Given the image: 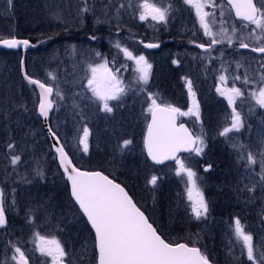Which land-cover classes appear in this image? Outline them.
Wrapping results in <instances>:
<instances>
[{"label":"rangeland","instance_id":"obj_1","mask_svg":"<svg viewBox=\"0 0 264 264\" xmlns=\"http://www.w3.org/2000/svg\"><path fill=\"white\" fill-rule=\"evenodd\" d=\"M29 1L34 6L31 5L27 12L31 20L33 18L32 22L36 23L26 21L31 26L47 21L57 35L38 49L26 51V71L31 77L53 87L54 109L50 115V127L59 136L69 155L80 164L87 165L90 154L95 153L101 160L92 161L93 166L101 164L115 177L126 179L127 175H131L136 179L134 169L145 166L144 158L147 160L143 150V135L149 117L147 109L151 104L149 94L156 98L157 103L181 108L182 113H189L190 108L195 110L198 105L199 119L191 113L181 115V119L195 135H202L203 151L200 155L191 152L179 159L196 173L197 186L208 204V213L199 219L192 213V202L187 193V176L184 173L177 175L175 161L165 164L167 166L162 170L157 169L152 174L149 172L148 176L146 172L142 173V177L146 176L139 187L137 180V184L131 181L128 184L140 192L139 197L146 210L151 212L162 231L172 239L186 243L185 237L192 239L194 246H202L208 251L214 264H251L246 249L236 242L234 221L240 220L245 231L253 235L255 244H264V186L260 184L259 175V154L264 151V108L259 107L249 95L258 85H245L242 79L234 80V77H243L247 71L249 76L256 73L258 79L257 70L264 63V54L255 55L239 50V39H234L231 47L223 43L214 45L209 51H199L196 45L209 44L211 37L205 36L195 10L188 5L186 20L181 17L178 0H162L165 5L169 2L172 5L166 24L151 21L150 18L140 21L138 14L127 8V0H116L113 9H108L107 16L104 15V5L108 0H89L94 10L85 14L82 21L78 15L79 9L83 7L81 0H45L46 4L42 0ZM121 2L125 3V8L117 13L116 8ZM136 2L133 0L134 4ZM261 2L264 0H256L258 4ZM216 3L224 5L229 29L234 24L238 35L245 38L244 42L256 46L255 39L249 38L250 28L254 25L244 29L242 22L233 18L224 0H216ZM11 5L8 4L10 10ZM205 11L212 12L213 9L206 7ZM220 11L219 7L215 9L217 23L210 24L213 31L219 30ZM7 14V0H0V38L18 37L6 35L12 31L14 23L10 22ZM98 18L101 21L99 23ZM206 19L211 21L210 17ZM115 30H121V33L116 34ZM162 35L177 36L186 41L160 39L162 49L156 52L145 50L138 42H157ZM91 36L97 39L92 40ZM117 42L135 56L144 55L152 65L146 84L138 81L137 65L133 60H127L114 46ZM10 53L0 57V84L4 83L0 86V188L6 193V205H10L15 197V207L6 211L7 227L0 228V264H15L12 260L13 245L21 248L30 264H52V258L36 248L34 233L58 239L68 253L65 257L67 264H70L68 261L71 264H96L97 255L92 251L94 235L72 200L70 202L61 193L65 181L58 166L57 169L50 167L56 159L49 142L41 150L39 159L35 158L30 149L25 148L24 142H17L18 132L25 137L35 133L29 127L35 125L31 107L36 112L38 95L20 80V72L18 75L23 57L22 48L12 52L14 61L6 57ZM97 53L100 55L97 56ZM105 60L126 88L120 100L108 102L113 107L111 113L101 110L100 102L87 88V79L91 76L89 65H98ZM173 60L178 63L173 64ZM237 63L241 67L237 68ZM222 74L227 77L226 82L219 80ZM189 80L192 82L194 97L189 95ZM218 85L222 89L235 85L242 89L244 95L237 98L236 103L230 107L225 96L217 92ZM57 90L63 99L56 96ZM24 91L28 97L25 103L22 101ZM233 107L240 113L243 126L239 132H231L227 137L220 136L219 133L225 127L231 126ZM123 116L130 124L129 134L125 128L120 130L119 134L127 138L122 140V147L117 150L115 136L116 131L118 133L122 127L119 120ZM85 126L89 129L87 153L79 144V136L83 134ZM246 128L249 134L245 132ZM125 140L131 141L126 147L123 146ZM9 144L13 145L11 149L8 148ZM133 145L139 146L143 155L139 153L135 156L130 152L134 151L131 149ZM241 145L244 160L239 159ZM249 152L254 154L257 163L247 167L246 157ZM217 154L219 156H215ZM14 155L20 156L16 165L11 163ZM126 168L129 170L123 171L126 172L123 177L121 172ZM36 170L43 173L42 179L36 175ZM152 176L163 177L166 186L173 188L177 185L172 203L182 222L176 218L173 221L168 215L164 219L159 214L161 203L153 194L156 184L149 183ZM253 184L256 187L248 192L245 186L251 187ZM48 194L53 198L55 208L46 197ZM219 203L229 206L220 208ZM29 214L31 224L28 222ZM177 225L181 229L175 230ZM66 230L70 231V242L75 251L64 245L62 234ZM175 231H178L177 235Z\"/></svg>","mask_w":264,"mask_h":264},{"label":"snow or ice","instance_id":"obj_2","mask_svg":"<svg viewBox=\"0 0 264 264\" xmlns=\"http://www.w3.org/2000/svg\"><path fill=\"white\" fill-rule=\"evenodd\" d=\"M11 3V0H9ZM83 7L79 9V17L81 21L83 16L89 12H93L94 5H90L89 0H81ZM185 5L195 10V14L199 20L200 26L204 31L205 36L211 37L210 43L197 44L196 46L209 51L216 44L227 43L230 47L233 46L234 39H239V47L248 49L252 52L264 54V2L256 3L254 0H227V5L230 10L235 12L236 18L243 21V28L249 29V38H254L256 46H252L244 42L245 38L238 35V30L233 24L231 28L227 26V19L224 13V5H217L216 0H183ZM113 0H108L104 5V15H108V9L112 6ZM212 8V12H206L205 8ZM221 9L219 14V30L213 31L211 25L217 23L215 9ZM125 8V3L121 2L116 12L120 13L121 9ZM127 8L133 13L138 14L140 21H151L158 23H167L169 13L171 11V3L166 5L162 0H137L134 4L133 0H127ZM210 17L209 22L206 18ZM58 18V17H57ZM97 22H101L99 18ZM90 39H97L96 36H91ZM3 45L7 48H16L19 45L24 47L29 46L28 40H3ZM122 52L127 60H133L137 65L138 81L146 84L152 65L148 63L144 55L135 56L127 47H123L119 42L114 45ZM145 48H157L158 44L148 43ZM100 54L97 53V56ZM177 64V60L172 61ZM23 69V60L21 61ZM241 67L237 63V68ZM91 76L87 79V88L91 91L92 96L100 102L102 111L111 113L113 107L109 106V101L120 100L125 93L126 88L122 81L108 67V61L98 65H89ZM119 69H117V72ZM226 72L227 69H224ZM257 74L252 76L247 74L243 77L235 76L234 80H241L245 85L256 84L249 95L255 103L264 108V63L260 64ZM49 76L55 79L51 73ZM24 79L30 85H37L41 89L38 111L39 115L47 118L49 111L53 108V100L48 99L53 94V88L46 86L38 80L32 79L25 73ZM221 82H226L227 77L221 75ZM189 95L194 97L192 91V82H187ZM217 92L225 96L230 107H232L237 98L244 95L241 88L233 85L231 88L222 89L217 86ZM56 96L63 99L61 93L57 90ZM151 104L147 111L151 114V121L147 125V135L144 138V147L147 150L148 156L155 163H163L165 160H174L177 166V175L184 173L187 176V193L188 199L192 202L191 210L197 219L205 216L208 213V204L206 203L203 193L197 186L196 173L186 167L184 162L177 158L176 153L180 151L195 152L200 155L203 151L201 145L204 141L202 135H193L183 124L176 125V115H188L191 113L199 119V106H195V110L189 109V113H182L179 108L171 105H163L157 103L156 98L149 94L148 97ZM243 126L242 118L235 107L232 109V123L230 127H225L219 133L220 136L227 137L231 132H239ZM50 135L59 143L57 134L51 129H48ZM88 136L89 129L85 126L83 134L79 136V144L85 153L88 152ZM131 141L125 140L123 146L126 147ZM12 144L8 145L11 149ZM234 147H236L234 145ZM241 154L239 159L244 160L243 145L240 146ZM59 154L60 166L64 169L68 181L71 183V195L83 215L87 217L88 223L95 232L94 248L97 253L96 264H209L208 257L198 248L189 247L184 243H166L160 235L157 234V229L149 223L144 213L133 203L132 199L119 184L114 183L107 176L100 172H82L78 168L71 165L64 147L56 148ZM260 184L264 186V151L260 152ZM20 160V156H12L11 163L16 165ZM247 167L257 163L253 153L249 152L247 157ZM207 171V169H205ZM36 175L43 178V173L36 170ZM157 177L152 176L149 183L155 185ZM248 192H252L256 187L253 184L251 187L245 186ZM15 193V189H13ZM6 193L0 188V228L7 227L6 211L9 208L15 207V197L12 198V203L6 205ZM28 222L32 223L31 215L29 214ZM234 236L238 244H242L243 249H246L247 259L251 264H264V244L257 245L254 243V238L251 233L245 231L239 219L234 221ZM34 242L36 248L45 256L52 258V264H65V257L68 256L67 251L61 245V242L55 237L47 238L34 233ZM14 254L12 260L15 264H29L25 253L20 247L13 245ZM258 253V255H257ZM83 258V257H81Z\"/></svg>","mask_w":264,"mask_h":264},{"label":"trees","instance_id":"obj_3","mask_svg":"<svg viewBox=\"0 0 264 264\" xmlns=\"http://www.w3.org/2000/svg\"><path fill=\"white\" fill-rule=\"evenodd\" d=\"M42 1L44 2V4H46L45 0H42ZM8 4H12L11 5V10L9 9L10 5L8 7ZM31 5L34 6V4L31 1H29V0H11V3H9V0H7V11H8L7 16L9 18L10 22H14V23L12 25V31L6 33V35H15V36H18V37L27 38L32 43L36 44L37 45L36 49H38L42 44H44L46 41L50 40L51 37L53 38L57 34H56V32H54V30H52L50 24L49 25L47 24V21L41 22V23L36 24L34 26L33 25L31 26L30 23L26 21V20H31V17H29V15H28L29 12H27V10L29 9V7ZM32 20H33V18H32ZM32 20H31V23H33V24L36 23V22H32ZM5 53H7V51L0 50V57H3L5 55ZM12 54L13 53L11 52L10 55H8V56L6 55V57H9L11 61H14L13 60L14 58H13ZM19 72H20V70H18V75H19ZM19 76H21V75H19ZM21 79L22 78H20V80ZM3 84L4 83H1L0 86H2ZM158 85H159V81H158ZM25 94L26 93L24 91V93L22 94V101L24 103H25L24 100L28 98ZM177 108H179V107H177ZM179 109H181V108H179ZM34 110L35 109H33V107H31V117H32V121L35 123V125L32 128L31 127H29V128L32 131H35V133L25 137V135H23V136L21 135V132H18V136H16V138H17V142H21V141L24 142L23 144H24L25 148L26 149H30L35 154V158L39 159L40 155H41V153H40L41 150L43 149L44 146L48 145L47 144L48 143V139H47L46 135L44 134V132L42 131L41 121L37 117V115L35 114L36 112ZM120 123H122L121 124L122 127L119 128L118 133L116 131V136H115V139L118 142L117 150H120V148L122 147L121 146L122 140L127 138V137L121 136L119 134L120 130L122 128H125L126 131H127V135H128L129 134L128 133L129 132V126H130V124L127 122V119L125 118V116H123L122 119L119 120V125H120ZM36 131H38V132L36 133ZM131 149H133L135 152L134 151H130V150L129 151L132 152L135 156H137L139 153L141 154V149L139 150V146H136V145L134 146L133 145V146H131ZM94 154L95 153L90 154L91 155V156H89L90 160L88 161L87 165L80 164L78 161H76L74 159L73 156H71V154H70V157L71 158L73 157L72 160L74 161V164L78 168L86 169V170H100L103 173H105L106 175H108L109 177H111L113 180L118 182L120 185H122L127 190L129 195L132 197V199L134 200L136 205L147 215L148 219L154 225V227L157 229L158 233L166 241H168L169 243L180 242L179 240L172 239L171 237H169L167 234H165L162 231V229L160 228L159 224L156 223V221L154 220V217L151 215V212L149 213L146 210L145 206L142 204V201L140 200V197H139L140 196V192L138 190L135 191L128 184V181H131V182L137 184L136 183V180H137L138 181L137 186L139 187V186H141L140 183L142 182V180L146 176V175H143V177H142L141 176L142 173L146 172V174L148 176L149 172L152 174L157 169L162 170V169L166 168L167 165H164V166H153L144 158V165L147 166L148 168H146L145 166H141V167H138V168L134 169L135 174H136V179L134 177H132L131 175H127L126 176V172L124 173L123 171H127L129 169H127V168L123 169L122 172H121V175H123V177L126 176V179L132 178V180H126L125 178H122V176H119V177L113 176L101 164H99L97 166H93L92 165V161L97 160V161L100 162V160H101L99 155L95 154L96 156L94 157ZM141 155H143V154H141ZM123 156H124L125 159L127 158L126 155H123ZM182 156H180V157H182ZM215 156H219V154H217ZM57 166L58 165L56 164L55 161L51 162L50 167H52L54 169H57ZM131 169H133V166H132ZM162 178L163 177L157 178V183H156V185L154 186V189H153V194H154L156 200L161 203L162 210H159V214L164 219L168 215L169 219L171 218L174 221L175 218H176L178 220V222H182V218L179 216L178 212L175 211L174 205L172 203V201H174V197H176V192H177V188L176 187H177V185H175L173 188L169 187V186H166L163 183ZM65 182H64V185H63V191H61V193L70 201L67 183H65ZM40 187H42V186H40ZM46 197L51 200V205H53L54 208H55L56 204L54 203L53 198L52 199L50 198L51 195L48 194V195H46ZM57 209H58V205H57ZM85 228L87 230H89L86 225H85ZM179 229H181V227L177 225L175 227V230H179ZM69 232L70 231H68V230L64 231L63 234H62V238H63V241H64V245H66L67 247L70 246V248H72L71 242H70ZM177 232L175 231L174 233L177 235ZM170 236H173V234H170ZM65 237H66L67 240L65 239ZM185 238L187 239L186 240L187 244L188 243H191V244L194 243V241L192 239L187 238V237H185ZM199 248L205 255L207 254L206 256L208 257V259H210L212 262H214L213 259L210 257V254L208 253V251L204 250L202 246H199ZM72 251H75V250L72 248ZM92 251H93L94 255H96V253L94 252V248H92ZM91 258L93 259V257H91ZM94 260H95V258H94ZM68 262L70 264L72 263L71 261H68Z\"/></svg>","mask_w":264,"mask_h":264},{"label":"water","instance_id":"obj_4","mask_svg":"<svg viewBox=\"0 0 264 264\" xmlns=\"http://www.w3.org/2000/svg\"><path fill=\"white\" fill-rule=\"evenodd\" d=\"M225 2L227 3V0H225ZM232 14H233V17L236 19V20H239L238 18H236V16H235V12L234 11H232ZM10 39H17V40H28L29 41V46L28 47H24L23 45H19L18 47H16V48H7V47H5L4 45H3V43H2V41L3 40H10ZM146 43H143V47H144V45H145ZM36 47H37V45L36 44H34V43H32L29 39H27V38H23V37H4V38H0V50H2V51H19L21 48H22V53H23V57H22V60H23V69H22V67H21V63H20V75H21V78H22V80H23V82L27 85V86H29V87H31V88H33L36 92H37V95H38V102H37V107H36V113H37V115H38V117L40 118V120H41V124H42V128H43V131H44V133H45V135H46V137H47V139H48V142H49V144H50V147H51V150H52V152H53V154L55 155V158H56V163H57V165H58V168H59V170L61 171V173L63 174V178H64V180L66 181V183H67V186H68V192H69V196H70V198H71V200L73 201V203L75 204V206L77 207V209L79 210V212L81 213V215H82V217L85 219V221H86V223H87V225L89 226V228H90V230L92 231V233H93V235H94V239H95V232H94V230L91 228V225L88 223V221H87V217H85L84 215H83V213H82V211L79 209V205L78 204H76V202H75V200H74V198L72 197V195H71V183H70V181H68V179H67V176L65 175V173H64V169L60 166V159H59V154L57 153V151H56V148H58V147H61V146H63L62 145V143H61V141H60V139H59V143H57L56 142V139H54L51 135H50V133H49V131H48V129L49 128H51L50 127V115H51V113H52V111H53V109H54V103H53V108L49 111V114H48V117L47 118H44V117H42V116H40L39 115V111H38V105H39V98H40V93H41V89H39V87L37 86V85H30L28 82H27V80H25L24 79V75H25V73H27L26 72V68H25V55H26V51H31V50H34V49H36ZM145 48V47H144ZM148 49H151V48H148ZM153 49H156V48H153ZM241 49H244V48H241ZM28 75V74H27ZM29 76V75H28ZM31 77V76H30ZM32 79H35V80H38V79H36V78H33V77H31ZM38 81H40V80H38ZM41 82V81H40ZM41 83H43V82H41ZM45 84V83H44ZM46 86H49V85H47V84H45ZM51 87V86H50ZM53 93H54V90H53ZM52 98H53V94L51 95V96H49L48 97V99H50V100H52ZM178 115V114H177ZM177 115H176V125L177 126H179L180 124H183L184 125V127L185 128H187L188 130H189V132H191V130L189 129V127L186 125V123H184V122H178V118H177ZM151 121V114L149 113V117H148V120H147V123H146V127H145V130H144V135H143V150H144V154H145V156H146V158H147V160L152 164V165H154V166H162V165H165V164H168V163H172V162H174V160H165L163 163H155L149 156H148V153H147V150L145 149V147H144V138H145V136L147 135V125H148V123ZM192 133V132H191ZM193 134V133H192ZM194 135V134H193ZM58 137V136H57ZM64 147V146H63ZM64 151H65V153L67 154V157H68V159L71 161V165L72 166H74V167H76L75 165H74V163H73V161H72V159H71V157L69 156V154L67 153V151L65 150V148H64ZM189 153H191V152H189V151H180V152H178V153H176V156H177V158L180 156V155H185V154H189ZM77 168V167H76ZM80 171H82V172H100L102 175H104V176H107L106 174H104L103 172H101V171H99V170H85V169H80V168H78ZM108 177V176H107ZM110 180H112L114 183H117L116 181H114L112 178H110V177H108ZM117 184H119V183H117ZM120 185V184H119ZM122 188H124L122 185H120ZM124 190H125V192L128 194V192L126 191V189L124 188ZM128 196L131 198V196L128 194ZM132 199V198H131ZM132 201H133V199H132ZM133 203L135 204V202L133 201ZM136 205V204H135ZM137 206V205H136ZM138 207V206H137ZM139 208V207H138ZM140 209V208H139ZM141 210V209H140ZM142 211V210H141ZM143 212V211H142ZM144 213V212H143ZM144 215H145V213H144ZM145 217L147 218V216L145 215ZM148 219V218H147ZM149 221V220H148ZM149 223H150V221H149ZM152 224V223H151ZM154 227V226H153ZM155 228V227H154ZM157 234L158 235H160L158 232H157ZM161 236V235H160ZM162 238V237H161ZM163 239V238H162ZM165 242L166 243H168L166 240H165ZM180 243H184V242H180ZM184 244H186V243H184ZM189 247H193V246H191V245H188ZM97 254V253H96ZM30 264V263H29ZM65 264H67L66 262H65ZM209 264H212L210 261H209Z\"/></svg>","mask_w":264,"mask_h":264},{"label":"flooded vegetation","instance_id":"obj_5","mask_svg":"<svg viewBox=\"0 0 264 264\" xmlns=\"http://www.w3.org/2000/svg\"><path fill=\"white\" fill-rule=\"evenodd\" d=\"M116 0H113V4H112V6L110 7L111 8V10L113 9V7H114V2H115ZM224 2H225V0H224ZM254 2H256V0H254ZM225 4L227 5V3L225 2ZM177 5L179 6L178 8L182 11V13L180 14L181 15V17H183L184 18V20H186V14H187V12H188V7H187V5H185L184 3H183V0H178L177 1ZM228 6V8L230 9V6L229 5H227ZM230 12H231V14H232V11L230 10ZM232 16H233V14H232ZM234 18V17H233ZM235 19V18H234ZM236 20V19H235ZM236 21H238V22H242V24L244 23L243 21H241V20H236ZM115 33L116 34H120L121 33V30H115ZM167 38H170L171 40H173V41H186V40H184V39H180V38H178L177 36H171V35H162L160 38H159V41H157V42H150V41H141V40H138V42L140 43V45H141V47H143V43H146V44H148V43H154V44H158L159 45V47H157L156 49H153V48H151V49H148V48H144L145 50H148L149 52H156V51H160L161 49H162V46H161V44H162V42L160 41V39L162 40H164V39H167ZM205 46H207L208 44H204ZM196 49H198L199 51H201V52H206L204 49H202V48H199V47H196ZM238 49L239 50H243V51H248V52H251V53H253V54H255V55H263V54H261V53H255V52H252L251 51V49L250 48H248V49H241L240 47H238ZM245 132L247 133V134H249L250 132H249V129H245ZM194 135H195V133H194ZM229 205L228 204H222V203H219V207L220 208H226V207H228ZM214 208H216L217 206H213Z\"/></svg>","mask_w":264,"mask_h":264},{"label":"bare ground","instance_id":"obj_6","mask_svg":"<svg viewBox=\"0 0 264 264\" xmlns=\"http://www.w3.org/2000/svg\"><path fill=\"white\" fill-rule=\"evenodd\" d=\"M243 211V210H242ZM255 212V211H254ZM257 213V212H256ZM244 214V213H243ZM255 214V213H254ZM250 215V214H249ZM246 216V215H245ZM251 217V216H250ZM249 218V217H248ZM247 219V218H246Z\"/></svg>","mask_w":264,"mask_h":264}]
</instances>
